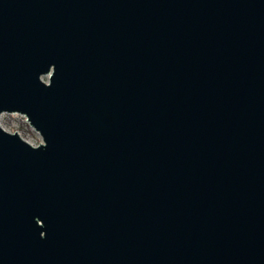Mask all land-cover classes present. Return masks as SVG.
<instances>
[{
	"label": "water",
	"instance_id": "95a60500",
	"mask_svg": "<svg viewBox=\"0 0 264 264\" xmlns=\"http://www.w3.org/2000/svg\"><path fill=\"white\" fill-rule=\"evenodd\" d=\"M0 264H264V0H0Z\"/></svg>",
	"mask_w": 264,
	"mask_h": 264
},
{
	"label": "rangeland",
	"instance_id": "374dc122",
	"mask_svg": "<svg viewBox=\"0 0 264 264\" xmlns=\"http://www.w3.org/2000/svg\"><path fill=\"white\" fill-rule=\"evenodd\" d=\"M0 126L10 133L15 131L27 142H38L41 140L39 134L24 121V118L21 115H3L0 119Z\"/></svg>",
	"mask_w": 264,
	"mask_h": 264
},
{
	"label": "built area",
	"instance_id": "2783aa9c",
	"mask_svg": "<svg viewBox=\"0 0 264 264\" xmlns=\"http://www.w3.org/2000/svg\"><path fill=\"white\" fill-rule=\"evenodd\" d=\"M3 115H6V113L5 114H1L0 115V119H1V117L3 116ZM9 115H13V114H9ZM17 115H19V114H17ZM22 116V115H21ZM23 118H24V121L26 122V119H25V117L23 116ZM27 123V122H26ZM27 142V141H26ZM41 142V140H39L38 142H28L30 145H32V146H37L38 145V143H40Z\"/></svg>",
	"mask_w": 264,
	"mask_h": 264
}]
</instances>
